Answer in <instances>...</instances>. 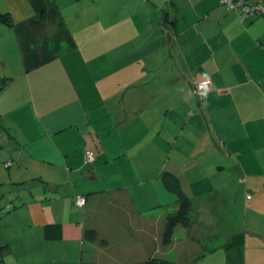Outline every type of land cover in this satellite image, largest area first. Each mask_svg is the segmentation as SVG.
Instances as JSON below:
<instances>
[{"label":"crops","instance_id":"obj_1","mask_svg":"<svg viewBox=\"0 0 264 264\" xmlns=\"http://www.w3.org/2000/svg\"><path fill=\"white\" fill-rule=\"evenodd\" d=\"M60 1L75 48L29 72L0 21V264H95L100 245L109 264H264V18L221 0H98L96 9L93 0L88 17L104 24L94 42L102 24L71 32ZM2 13L14 24L34 15L28 0H0ZM203 77L211 90L200 99L192 83ZM165 172L195 219L167 246L164 220L177 202ZM40 180L46 191L24 190ZM223 181L242 204L238 227L218 211Z\"/></svg>","mask_w":264,"mask_h":264},{"label":"trees","instance_id":"obj_2","mask_svg":"<svg viewBox=\"0 0 264 264\" xmlns=\"http://www.w3.org/2000/svg\"><path fill=\"white\" fill-rule=\"evenodd\" d=\"M34 15L24 22L14 24L9 14H0V21L14 29L21 59L26 72H29L41 65L51 62L64 52L71 51L75 48L74 39L64 24L55 0H28ZM244 1V0H243ZM208 78V77H207ZM193 87L201 99L208 91H198L195 81ZM8 79L0 77V92L4 89ZM211 90V89H210ZM87 150V149H85ZM91 150V149H90ZM93 151V150H92ZM94 152V151H93ZM95 160V155H94ZM94 162V161H93ZM91 162V163H93ZM5 167L10 166L5 165ZM28 181L29 186L24 190H28L31 194H38L41 189L47 186L45 182ZM163 185L176 196L177 208L174 213L168 214L164 220L163 231L161 234V244L167 246L172 242L174 229L177 225L189 228L194 225L195 219L192 213L191 201L181 189L179 179L170 174L163 173L161 176ZM23 183V182H19ZM45 187V188H44ZM1 199V197H0ZM3 207V206H2ZM83 207V206H82ZM84 238L87 241H96L98 239L94 229H88L84 232ZM126 264H174L172 261L162 257H150L141 261Z\"/></svg>","mask_w":264,"mask_h":264},{"label":"rangeland","instance_id":"obj_3","mask_svg":"<svg viewBox=\"0 0 264 264\" xmlns=\"http://www.w3.org/2000/svg\"><path fill=\"white\" fill-rule=\"evenodd\" d=\"M92 1L93 0H67L68 4H64V5H63L64 2L60 1V6L63 5V8L61 11L65 14V16H67V18H66L67 23L66 24L70 27L71 32L74 31V33H76L75 30L78 29V30H80L78 35H80V33L82 32L81 36H83V35L89 36L88 30L92 26H95V25L98 26V25H101L103 23V16L98 17L96 15L92 18L88 17L90 15H94L92 12L89 13L91 11V7L94 5V3H92ZM107 1L110 2L111 4H114L113 0H107ZM249 1L252 2L251 4H258V5H261L262 8H264V0H248L247 2L250 3ZM262 3H263V5H262ZM102 4L103 3L101 1L96 0V5H94L95 6L94 9H96V7L100 8L102 6ZM223 6L226 8L225 5H223ZM75 12H77L76 15H75ZM247 17H252V19H256L258 17V18L262 19V18H264V15H261L260 13H252V14L248 15ZM253 17H255V18H253ZM253 24H255V27L257 28V24L256 23H253ZM103 26H104V24H102L99 28H95V31H93L91 33V36L93 38L92 41L97 42V41L102 40L103 31H104ZM253 28H254V26H253ZM161 51L158 55L159 57L161 54H163L165 52V48L162 52ZM100 61H102V59ZM213 160H209L208 162L211 163ZM226 163L229 164V162H226ZM235 163H237V161ZM87 164H92V163H87ZM235 169L232 168V169H229L230 171H225V172H231L232 171L231 177H228L227 180H230L233 182L238 180V177H236ZM108 173H110V172H108ZM111 175H112V178L116 177L115 174H111ZM108 177L111 178V176H108ZM105 178H107V177H105ZM207 180L208 179H206V182L212 181L211 179H209L208 181ZM226 183L227 182H224V181L219 183V184H224V185L222 187L218 188V192L220 193L218 198L221 200V202L218 203V206H219L218 211L223 216V220L225 221L224 225H226V223H228L227 227H230V226L238 227V226H240V223L242 222V219H243V216L240 212V208H241L242 204H240V206L234 205V191H236V190H233L234 187H232L231 185L226 186ZM198 189H200L199 186H198ZM198 189L194 190V192H197ZM2 206H3V203H2V201H0V212H3ZM178 226H181V225H178ZM193 237L197 238V235L195 236V234H194ZM207 242L209 244L214 243L213 240H208ZM201 244H204V243H202V241H201ZM202 246L203 245L199 246V251L202 250ZM257 246H258L257 247V249H258L259 245H257ZM89 251L91 252V249ZM89 251L87 253H89ZM111 253H112V251L111 252L109 250L104 251L103 249H101V245H100V248H97V249L93 250V252L90 253V259L93 258L94 261L96 262L95 264H109L110 259H111L109 254H111ZM115 253H116V251H115ZM92 254H94V255H92ZM136 259L141 261L144 258L142 257V258H136ZM87 260L88 259H86V261ZM255 260H258V259L255 258ZM248 264H251V263L248 261Z\"/></svg>","mask_w":264,"mask_h":264},{"label":"built area","instance_id":"obj_4","mask_svg":"<svg viewBox=\"0 0 264 264\" xmlns=\"http://www.w3.org/2000/svg\"><path fill=\"white\" fill-rule=\"evenodd\" d=\"M223 5H225L228 9H232L238 11L241 17L248 16L252 13H264V8L258 4H248L243 0H221ZM196 88L198 91H208L211 89V82L207 77L200 78L195 81ZM84 157L86 163H91L94 161V152L90 149L84 151ZM5 165H9V162L5 163ZM77 206L82 207L85 204V198L82 195L77 196L75 200Z\"/></svg>","mask_w":264,"mask_h":264},{"label":"clouds","instance_id":"obj_5","mask_svg":"<svg viewBox=\"0 0 264 264\" xmlns=\"http://www.w3.org/2000/svg\"><path fill=\"white\" fill-rule=\"evenodd\" d=\"M244 2H246L245 0H244ZM246 3H248V2H246ZM248 4H251V3H248ZM261 15H264V13L263 14H261ZM243 17H245V16H243ZM247 17V16H246Z\"/></svg>","mask_w":264,"mask_h":264}]
</instances>
